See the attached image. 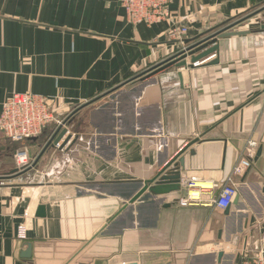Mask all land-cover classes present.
I'll list each match as a JSON object with an SVG mask.
<instances>
[{
	"label": "crops",
	"instance_id": "crops-1",
	"mask_svg": "<svg viewBox=\"0 0 264 264\" xmlns=\"http://www.w3.org/2000/svg\"><path fill=\"white\" fill-rule=\"evenodd\" d=\"M169 11L132 26L116 0H0V113L14 93L44 96L67 129L59 148L56 123L24 144L0 133V264H241L264 248V0ZM213 29L244 34L196 66L160 68ZM249 141L228 209L180 207L183 186L131 203L179 158L182 177L220 187Z\"/></svg>",
	"mask_w": 264,
	"mask_h": 264
},
{
	"label": "built area",
	"instance_id": "built-area-1",
	"mask_svg": "<svg viewBox=\"0 0 264 264\" xmlns=\"http://www.w3.org/2000/svg\"><path fill=\"white\" fill-rule=\"evenodd\" d=\"M116 1L123 9L125 21L129 25L144 24L151 26L171 20L169 6L173 0ZM186 32L187 29L185 27L179 28L174 24L173 33L175 35L184 36ZM204 61L197 62L193 66ZM52 102L53 99L44 96L26 93L12 94L2 105L0 133L10 142L24 144L31 139L39 138L51 123H56L58 127L62 126L63 122L58 121L54 111H52ZM56 148H59V144L56 145ZM255 148L256 144L252 141L246 144V147L234 163L230 174L220 187L213 182H200L196 178L185 179L182 177L181 186L186 191L185 195L178 199L177 204L180 207L209 204L212 208L222 211L228 209L236 196L234 178L243 175L250 168V160L254 156ZM15 157L21 169L28 164V156L25 150L17 151ZM215 191H217V194L213 197ZM206 197L209 199L206 200ZM25 231V227H18V240L25 239ZM244 257L241 264H264V248L258 247L253 254L245 255Z\"/></svg>",
	"mask_w": 264,
	"mask_h": 264
},
{
	"label": "water",
	"instance_id": "water-1",
	"mask_svg": "<svg viewBox=\"0 0 264 264\" xmlns=\"http://www.w3.org/2000/svg\"><path fill=\"white\" fill-rule=\"evenodd\" d=\"M232 28V26L228 27ZM264 29V25L262 26ZM227 29H213L206 33L201 34L194 40L185 41L187 48L178 53L173 59H170L168 63L160 68H166L168 66L175 65L177 68L187 67L186 60L189 58V66H193L197 62H201L213 55L218 50L217 41L227 37H233L238 35H243L244 33L239 32H226ZM196 40H198L196 42ZM196 42V43H194ZM210 65L217 64V61H211ZM65 125V124H64ZM67 134V129L64 126L58 127L54 133V137L49 141V146L56 148L60 140ZM36 139H31L36 141ZM70 137H67L69 140ZM184 167L183 160L178 159V163H174L159 172L153 179L147 181L143 184L140 191L131 199V203L138 200L146 192L152 196H164L172 192H177L181 189V171ZM236 200L234 199L233 205H235ZM44 207L40 206L36 212V218L44 217ZM29 250L26 251L25 255L28 256Z\"/></svg>",
	"mask_w": 264,
	"mask_h": 264
},
{
	"label": "rangeland",
	"instance_id": "rangeland-1",
	"mask_svg": "<svg viewBox=\"0 0 264 264\" xmlns=\"http://www.w3.org/2000/svg\"><path fill=\"white\" fill-rule=\"evenodd\" d=\"M258 12H260V11H258ZM258 12H257V13H258ZM257 13H256V14H257ZM256 14H254V15H256ZM31 167H32L31 162H30V163L28 162V164H26L22 169L25 170V169H28V168H31ZM19 168H20V167H19ZM22 169L20 168V170H22Z\"/></svg>",
	"mask_w": 264,
	"mask_h": 264
}]
</instances>
